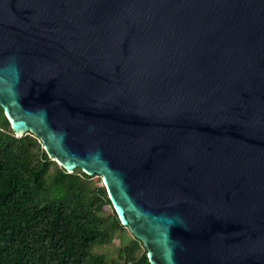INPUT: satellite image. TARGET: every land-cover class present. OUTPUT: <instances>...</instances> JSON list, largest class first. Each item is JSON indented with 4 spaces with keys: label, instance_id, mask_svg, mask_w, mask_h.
Masks as SVG:
<instances>
[{
    "label": "water",
    "instance_id": "95a60500",
    "mask_svg": "<svg viewBox=\"0 0 264 264\" xmlns=\"http://www.w3.org/2000/svg\"><path fill=\"white\" fill-rule=\"evenodd\" d=\"M0 105L151 264H264V0H0Z\"/></svg>",
    "mask_w": 264,
    "mask_h": 264
},
{
    "label": "trees",
    "instance_id": "16d2710c",
    "mask_svg": "<svg viewBox=\"0 0 264 264\" xmlns=\"http://www.w3.org/2000/svg\"><path fill=\"white\" fill-rule=\"evenodd\" d=\"M0 264H151L102 177L70 173L33 133L17 136L1 105Z\"/></svg>",
    "mask_w": 264,
    "mask_h": 264
},
{
    "label": "rangeland",
    "instance_id": "374dc122",
    "mask_svg": "<svg viewBox=\"0 0 264 264\" xmlns=\"http://www.w3.org/2000/svg\"><path fill=\"white\" fill-rule=\"evenodd\" d=\"M117 242V241H116Z\"/></svg>",
    "mask_w": 264,
    "mask_h": 264
}]
</instances>
